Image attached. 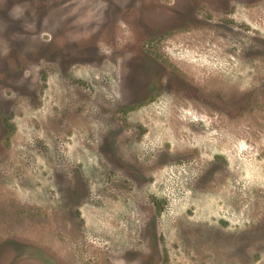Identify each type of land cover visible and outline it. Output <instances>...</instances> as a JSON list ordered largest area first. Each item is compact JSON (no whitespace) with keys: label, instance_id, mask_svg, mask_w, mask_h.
Here are the masks:
<instances>
[{"label":"rangeland","instance_id":"374dc122","mask_svg":"<svg viewBox=\"0 0 264 264\" xmlns=\"http://www.w3.org/2000/svg\"><path fill=\"white\" fill-rule=\"evenodd\" d=\"M0 264H264V0H0Z\"/></svg>","mask_w":264,"mask_h":264},{"label":"flooded vegetation","instance_id":"af4514ba","mask_svg":"<svg viewBox=\"0 0 264 264\" xmlns=\"http://www.w3.org/2000/svg\"><path fill=\"white\" fill-rule=\"evenodd\" d=\"M153 59L154 60L152 62L154 64H156L157 66H159V68H162L161 61L159 59L155 58V57ZM178 79H180V83L181 84L186 85V81L183 80L182 76L178 77ZM151 83H153V82H151ZM154 83H156V82H154ZM155 93H156L155 89L149 87V85H148L146 90L140 92V96H139L140 98L137 97L135 99L130 100L127 105L131 106V105H138V104L145 103L146 101H149Z\"/></svg>","mask_w":264,"mask_h":264}]
</instances>
